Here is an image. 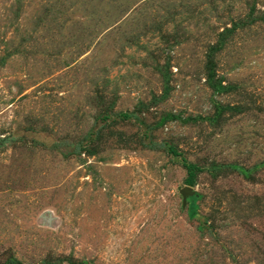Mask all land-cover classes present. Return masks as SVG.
Returning <instances> with one entry per match:
<instances>
[{
  "label": "rangeland",
  "instance_id": "obj_1",
  "mask_svg": "<svg viewBox=\"0 0 264 264\" xmlns=\"http://www.w3.org/2000/svg\"><path fill=\"white\" fill-rule=\"evenodd\" d=\"M0 264H264V0H0Z\"/></svg>",
  "mask_w": 264,
  "mask_h": 264
},
{
  "label": "water",
  "instance_id": "obj_2",
  "mask_svg": "<svg viewBox=\"0 0 264 264\" xmlns=\"http://www.w3.org/2000/svg\"><path fill=\"white\" fill-rule=\"evenodd\" d=\"M182 194L184 196V199L187 200V198L190 196H193V193L191 192V189H185L182 191Z\"/></svg>",
  "mask_w": 264,
  "mask_h": 264
}]
</instances>
